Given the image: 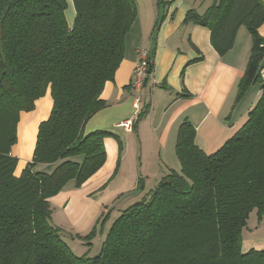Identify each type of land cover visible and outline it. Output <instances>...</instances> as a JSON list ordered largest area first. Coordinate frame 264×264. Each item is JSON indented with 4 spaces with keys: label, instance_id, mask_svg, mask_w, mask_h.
<instances>
[{
    "label": "trees",
    "instance_id": "trees-1",
    "mask_svg": "<svg viewBox=\"0 0 264 264\" xmlns=\"http://www.w3.org/2000/svg\"><path fill=\"white\" fill-rule=\"evenodd\" d=\"M73 3L70 26L67 0H0V264H264V249H243L250 214L264 213V1L211 0L204 13H186V22L210 29L220 55L234 46L241 26L249 30L252 48L237 99L254 83L261 96L237 133L211 154L196 144V129L184 119L176 141L181 169H170L121 211L94 257L74 251L52 221L50 198L71 181L82 186L106 161L104 140L114 133L86 134L85 126L108 106L101 94L124 58L138 4ZM48 89L51 114L39 124L32 160L17 175L11 149L20 113L33 110ZM148 111L149 105L141 109L132 129ZM37 164L54 168L34 170ZM105 222L99 218L90 233L71 238L91 244Z\"/></svg>",
    "mask_w": 264,
    "mask_h": 264
},
{
    "label": "crops",
    "instance_id": "crops-1",
    "mask_svg": "<svg viewBox=\"0 0 264 264\" xmlns=\"http://www.w3.org/2000/svg\"><path fill=\"white\" fill-rule=\"evenodd\" d=\"M166 1L163 5H159L158 0H149L147 5L137 3L138 16L126 36L124 58L114 79L106 82L101 94L108 106L86 123V134L101 129L114 133L104 140L107 153L104 165L82 186L77 188L71 181L67 188L50 198L52 221L64 229L71 246L78 241L71 238L70 230L88 234L110 207L116 209L119 205L118 209L123 211L141 200L170 169H181L176 141L184 119L187 118L196 129V144L211 154L237 133L261 96L260 88L247 93L249 88L244 96L252 94L250 104L242 103L244 96L237 99L238 82L244 75L252 48L249 30L241 26L234 46L220 55L212 45L209 28L185 21L186 13L194 9L193 5L182 0ZM206 1L205 7L196 9L198 12L204 13L211 5V0ZM71 17L67 16L70 26L74 23ZM260 32L264 37V24ZM141 46L152 53L153 70L140 103L141 109L149 105V111L135 128L128 130L118 124L135 112L131 83L138 61L137 50ZM52 108L53 97L48 89L36 100L33 110L20 113L18 139L11 149L12 155L19 160L17 175L32 160L39 124L48 119ZM120 129L124 130L123 136L119 134ZM28 134L30 137L26 139ZM132 148L136 150L135 168L129 158ZM39 166L46 171L54 168L48 164ZM125 166L132 170L128 182L124 177L118 179ZM110 182H116L118 195L106 199L102 194ZM123 185L129 186L122 188ZM58 208L67 214L71 225L61 215L54 214ZM247 229L248 225L243 234ZM262 234L261 231H247L243 236V249H264Z\"/></svg>",
    "mask_w": 264,
    "mask_h": 264
},
{
    "label": "rangeland",
    "instance_id": "rangeland-1",
    "mask_svg": "<svg viewBox=\"0 0 264 264\" xmlns=\"http://www.w3.org/2000/svg\"><path fill=\"white\" fill-rule=\"evenodd\" d=\"M148 1L149 0H136V2L138 4H141L142 3V5H147ZM182 1L185 2V3L192 4L193 7H194V9H197V10H199V8L201 6H204L205 7L206 6L205 4L207 3L206 0H182ZM67 4L68 5H67V8H66V15L67 16H72L71 18H73L72 20L74 22V20H75L74 19L75 18V7H74L73 0L70 1V3L67 0ZM70 12H71V14H70ZM251 39H252V36H251ZM257 87L260 88V84L259 83L252 84V86L250 87L249 92H247V93H251L250 91H253L252 89H257ZM251 95L252 94H247L246 96H244L245 99L242 101V103L245 104V103L249 102L248 104H250L251 101H249V100H251L250 99L251 98ZM119 134L123 136L124 130L123 129H120L119 130ZM16 137L18 139V130H16ZM29 137H30L29 134L26 135V139H28ZM135 152H136V150H134L132 148L131 149V152L129 153L130 154L129 158L132 159V161H131L132 168H135V164H136L135 161H136V158L137 157H136V153ZM18 162H19V160H18ZM39 165L40 164H37L34 167V170L44 171L43 169L40 168ZM51 170H53V168ZM136 171H138V169H136ZM139 171H140V169H139ZM128 174H129V176L130 175L132 176V170L130 171V168L128 166H125L124 172L121 174V177H119L118 179L121 180V179H124L125 178L126 182H128V181H130V178H129ZM116 185H117L116 182H113V184H112V182H110V184L106 187L105 192L102 194V197L104 196V198H106V199H111V198H114V194H117L118 195V192L116 191ZM128 186L129 185H123L122 188H127ZM67 187H68V185L66 186V188ZM118 208H119V205H117V208L116 209H112L110 207V209L108 211H105V213L100 216L101 220L105 219L106 222L104 223V226H102L101 228H100V226H97L99 228V232L96 234V236H94L91 239V241H90L91 244L88 243V240L74 238V239H76V241H78L77 244L72 245V247L74 246L73 249H74V251L76 253H78L79 255H81V254H88V256H91V257H94V256H96L98 254V252L101 249L103 240L106 237L107 230H109V228H110L111 224L113 223V221L120 215V213L122 211V210L120 211V209H118ZM54 210H55V208H54ZM54 212H55L54 214H56V213L59 214V217L61 215L62 219L65 220L67 222V224L69 223V219H67L68 216H67V214H65L62 211V208H58V210L57 211H54ZM53 217H54V215H53ZM247 223H248L247 224L248 225V229L245 230L243 236H245V233L247 231H250L251 233H254V232H257V231H261L263 233L262 235H264V213L262 215H259L257 213V211H253L250 214ZM94 226L91 228V230L88 233H90L92 231V229L94 228ZM68 227L69 228H72L71 226H68ZM66 230L69 231L70 229H66ZM70 232L73 235L78 234L75 229H73V231L70 230ZM67 239H68V237H66V240Z\"/></svg>",
    "mask_w": 264,
    "mask_h": 264
},
{
    "label": "built area",
    "instance_id": "built-area-1",
    "mask_svg": "<svg viewBox=\"0 0 264 264\" xmlns=\"http://www.w3.org/2000/svg\"><path fill=\"white\" fill-rule=\"evenodd\" d=\"M138 61L136 62L134 69V79L131 83V90L134 93V108L135 112L133 116L121 121L118 125L124 127L125 129L131 130L133 127L134 121L137 119L141 111V100L142 93L145 88V82L151 75V65L152 58L150 50L141 46L137 50ZM264 74V73H263Z\"/></svg>",
    "mask_w": 264,
    "mask_h": 264
}]
</instances>
